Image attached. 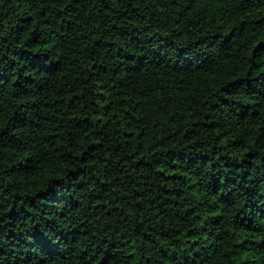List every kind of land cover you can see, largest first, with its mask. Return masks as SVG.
<instances>
[{
    "label": "trees",
    "instance_id": "1",
    "mask_svg": "<svg viewBox=\"0 0 264 264\" xmlns=\"http://www.w3.org/2000/svg\"><path fill=\"white\" fill-rule=\"evenodd\" d=\"M0 264H264V0H0Z\"/></svg>",
    "mask_w": 264,
    "mask_h": 264
}]
</instances>
